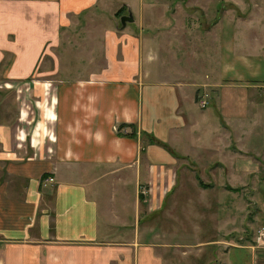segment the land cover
Here are the masks:
<instances>
[{
	"label": "crops",
	"instance_id": "1",
	"mask_svg": "<svg viewBox=\"0 0 264 264\" xmlns=\"http://www.w3.org/2000/svg\"><path fill=\"white\" fill-rule=\"evenodd\" d=\"M145 1L129 6L132 28H118L121 16L113 15L97 25L87 50L59 53L104 54L103 65L55 58L41 69L68 40L63 29L74 25L73 16L107 2L0 0V264H169L155 258L148 236L156 228L140 214L163 212L164 227L170 202L179 201L178 155L217 154L229 126L246 127L257 117L253 107L263 104L254 93L263 81L229 65L227 21L214 24L219 66L210 63L204 86L211 106L197 107L195 82L154 80L151 54H213L202 41L211 44L214 36L187 29L200 28L199 20L182 19L166 22L178 29L160 36L154 0ZM167 37L179 52L160 50L172 41ZM261 52L260 41L245 48L240 65L261 72ZM200 61L193 64L197 74ZM233 69L240 75L230 84ZM217 119L224 125L219 133Z\"/></svg>",
	"mask_w": 264,
	"mask_h": 264
},
{
	"label": "rangeland",
	"instance_id": "2",
	"mask_svg": "<svg viewBox=\"0 0 264 264\" xmlns=\"http://www.w3.org/2000/svg\"><path fill=\"white\" fill-rule=\"evenodd\" d=\"M104 1L107 2L105 5L83 12L80 17L73 16L74 25L63 29V34H67L68 40L53 50L57 54L44 57L41 69L51 68L56 62L55 58L59 59L62 65L66 62L74 66L85 62L89 63L85 64L88 66L97 65L93 64V60L103 65L104 54L59 53L64 47L70 51L87 50L88 45L85 43L99 29L97 25H107V20L113 15L117 19L120 15H128L131 4L146 2ZM154 3L155 8L151 15L154 20L160 22V25L154 28L160 36L178 29L166 26V22L179 19L194 21L190 24L195 25L199 20L202 22L200 28L191 26L187 29L202 32L211 30L214 36L210 38L213 40L211 44L207 38L202 41L213 54H151L155 60L153 64L158 69L154 80L195 82L199 89L196 97L197 107L204 110L211 106L204 86H207L205 82L209 77L206 74L209 72L207 67L219 66V54H215L214 44L216 42L219 48L220 29L214 24L219 25L227 21L229 65L237 63L238 67L245 70L248 78L257 75V79L263 81L256 85L258 88L254 93L256 102L263 104L253 107L257 117H252L251 120L255 122L248 120L249 122L244 123L246 127H242V123L229 126L228 135L224 133L222 136L223 143L220 140L217 142L220 147L216 148L219 150L217 154L202 150L198 156L178 155L181 157L177 170L181 181L179 201L170 202L165 226L162 227L163 212H155L152 218H147L145 211L140 214L141 222L150 223L156 228L157 232L148 236L155 244V258L161 257L169 264H229V261L233 264H253L257 258L264 260V69L261 72H254V69L249 72L246 66L240 65L243 58L241 54L245 48L258 44V41L264 43V0H154ZM131 13L133 14L132 11ZM134 15L138 18L139 12L136 11ZM251 19L252 22L245 21L241 25L242 20ZM163 20L165 23H162ZM127 24L128 29L132 28V24ZM117 27L121 28L120 21H117ZM142 29L147 33V26ZM235 37L237 43L230 42ZM169 40L172 39L168 38ZM160 44L161 51L171 47L179 52L177 41ZM257 55L262 57L260 60L264 65V53ZM199 59L205 68L202 67V71L197 74L193 71V64L194 61H200ZM238 75L240 72L237 70L229 72L230 84H235L230 78H237ZM202 102H206L204 107ZM216 126L219 133L224 125L217 119Z\"/></svg>",
	"mask_w": 264,
	"mask_h": 264
},
{
	"label": "water",
	"instance_id": "3",
	"mask_svg": "<svg viewBox=\"0 0 264 264\" xmlns=\"http://www.w3.org/2000/svg\"><path fill=\"white\" fill-rule=\"evenodd\" d=\"M134 22V17L131 11L128 13V15H123L120 18V23H121V29H124L126 27L127 23H132Z\"/></svg>",
	"mask_w": 264,
	"mask_h": 264
},
{
	"label": "built area",
	"instance_id": "4",
	"mask_svg": "<svg viewBox=\"0 0 264 264\" xmlns=\"http://www.w3.org/2000/svg\"><path fill=\"white\" fill-rule=\"evenodd\" d=\"M203 107L206 105V102H202ZM49 181H53L52 178L49 179Z\"/></svg>",
	"mask_w": 264,
	"mask_h": 264
},
{
	"label": "trees",
	"instance_id": "5",
	"mask_svg": "<svg viewBox=\"0 0 264 264\" xmlns=\"http://www.w3.org/2000/svg\"><path fill=\"white\" fill-rule=\"evenodd\" d=\"M120 16H121V15H120ZM120 16H119V17H120ZM130 136H132V134H130Z\"/></svg>",
	"mask_w": 264,
	"mask_h": 264
}]
</instances>
